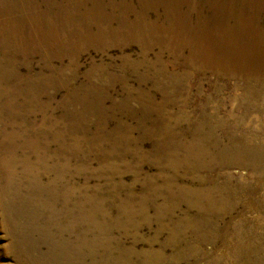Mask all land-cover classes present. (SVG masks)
Returning a JSON list of instances; mask_svg holds the SVG:
<instances>
[{"label":"rangeland","instance_id":"obj_1","mask_svg":"<svg viewBox=\"0 0 264 264\" xmlns=\"http://www.w3.org/2000/svg\"><path fill=\"white\" fill-rule=\"evenodd\" d=\"M14 1L0 0V24ZM51 2L98 13L115 3ZM248 7L227 3L213 22L238 18L264 31V13L231 15ZM87 23L82 17L72 25ZM6 43L0 35V264H264V84L193 76L183 105L170 107L176 122L183 118L174 148L190 144L187 128H203L190 173L178 163L164 168L165 153L148 134L165 133L147 132L157 115L147 116L144 103L128 95L154 91L160 102L169 84L141 85L145 72L121 60L143 52L127 34L100 49L66 30L60 43L69 50L34 55ZM197 191L204 200L190 198Z\"/></svg>","mask_w":264,"mask_h":264},{"label":"bare ground","instance_id":"obj_2","mask_svg":"<svg viewBox=\"0 0 264 264\" xmlns=\"http://www.w3.org/2000/svg\"><path fill=\"white\" fill-rule=\"evenodd\" d=\"M9 1L3 0V3ZM51 1L16 0L11 7L1 12L4 19L1 20L0 35L7 42V50L14 47L22 54L33 55L39 54L41 49H48L51 53L55 49L69 50L70 47L60 43L61 34L66 30L68 36L77 40L92 39V43L95 42L96 48L100 49L107 40L119 41L127 34L129 43L140 44L143 52L139 58L128 56L121 60L124 59L123 63L133 73L139 70L145 72L140 79L141 85L146 87L148 81L159 87L169 84L165 90L159 91L160 102L154 91L145 94L131 90L128 94L135 102L141 100L144 103L147 116L157 115V121L147 132L159 130L165 133L162 138L148 134L151 140L155 139L154 149L165 153L164 168L172 169L178 163L192 173V161L197 162L200 158V154L195 155L193 152L203 141L200 136L203 128L198 125L187 128L183 133L190 137V144L174 148L177 143L174 129L183 118L179 117L180 122H176L170 111V107L183 105L185 91L194 75L230 77L235 84L238 80L264 84V31L253 26L254 23L238 18L231 23L213 22L217 21L220 14L223 15L227 3L231 5L235 1H244L255 8L248 7L247 12H232L231 15L256 19L257 15L264 13V0H150L153 5L149 7L143 0L138 2H142V5L130 7L117 5L114 0V4H102L100 13L97 12L98 8L79 7L70 2L68 5H56ZM221 2L224 3L218 4ZM82 17L88 20V25H72L75 21L80 22ZM104 23L108 26L122 24L123 28L118 31L112 28L106 30ZM125 30V33H121ZM156 48L160 50L158 53L155 52ZM118 82L126 85L123 80ZM177 96L181 99L180 103L176 100ZM139 128L145 130V124H139ZM24 133L28 135L29 131ZM22 136L18 135L19 138ZM34 146V139L26 145L30 148L28 150H33ZM176 150H182L183 156L177 157ZM9 152L6 149L2 153ZM204 195L201 191L190 192V198L197 202L204 200ZM188 200L192 209L195 208L197 202Z\"/></svg>","mask_w":264,"mask_h":264}]
</instances>
